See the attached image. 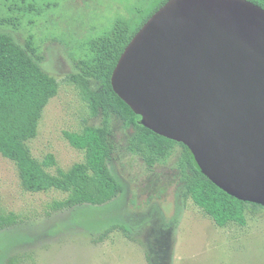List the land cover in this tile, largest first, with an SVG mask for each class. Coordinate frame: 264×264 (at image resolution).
<instances>
[{
  "label": "rangeland",
  "instance_id": "obj_1",
  "mask_svg": "<svg viewBox=\"0 0 264 264\" xmlns=\"http://www.w3.org/2000/svg\"><path fill=\"white\" fill-rule=\"evenodd\" d=\"M161 0H0V34L10 35L47 75L78 73L86 45L105 34L116 21L136 26ZM12 5L15 10L10 11ZM92 91L98 82L90 79ZM74 87H62L44 108L36 137L27 143L42 162L52 155L55 174L83 162L84 153L69 146L65 132H80L90 118ZM111 155L107 167L121 185V194L102 205H82L53 212L61 193L25 192L14 163L0 156V217L15 222L0 230V264H264V209L248 208L244 227L220 229L184 196L178 159L148 168L128 151L131 130L109 120Z\"/></svg>",
  "mask_w": 264,
  "mask_h": 264
},
{
  "label": "water",
  "instance_id": "obj_2",
  "mask_svg": "<svg viewBox=\"0 0 264 264\" xmlns=\"http://www.w3.org/2000/svg\"><path fill=\"white\" fill-rule=\"evenodd\" d=\"M143 127L184 145L229 196L264 207V9L247 0H167L110 77Z\"/></svg>",
  "mask_w": 264,
  "mask_h": 264
},
{
  "label": "trees",
  "instance_id": "obj_3",
  "mask_svg": "<svg viewBox=\"0 0 264 264\" xmlns=\"http://www.w3.org/2000/svg\"><path fill=\"white\" fill-rule=\"evenodd\" d=\"M166 1H159L148 16L134 27L116 21L107 34L87 43L86 53L77 63L78 73L61 78L47 75L31 57L36 55L31 38L25 42L23 49L10 35L0 34V156L14 163L25 192L55 191L64 195L62 199L53 201L51 211L59 212L82 205L102 206L121 194V185L107 167L112 151L111 118L131 130L127 149L139 156L148 168L166 161L174 146L181 149L177 166L180 181L185 185L184 196L216 227H244L248 208L264 209L241 202L216 187L200 173L184 145L143 127L140 117L112 90L110 77L124 48ZM247 1L264 9V0ZM15 7L12 5L10 11H14ZM90 79L99 83L98 91L91 90ZM67 86L74 87L86 104L89 117H100L102 125L90 127L88 120H84L80 132H65L64 139L71 148L84 153V160L67 170L58 169L51 174L47 169L56 165L54 157L48 155L42 162L37 161L30 154L27 143L36 137L46 105L62 87ZM14 222L12 215L0 217V230Z\"/></svg>",
  "mask_w": 264,
  "mask_h": 264
}]
</instances>
